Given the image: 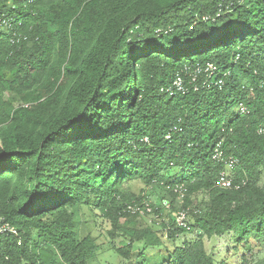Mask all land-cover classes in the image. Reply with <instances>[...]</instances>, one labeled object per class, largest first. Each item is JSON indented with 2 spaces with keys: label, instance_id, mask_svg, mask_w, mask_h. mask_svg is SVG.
Wrapping results in <instances>:
<instances>
[{
  "label": "trees",
  "instance_id": "16d2710c",
  "mask_svg": "<svg viewBox=\"0 0 264 264\" xmlns=\"http://www.w3.org/2000/svg\"><path fill=\"white\" fill-rule=\"evenodd\" d=\"M231 1L0 0V218L18 230L0 264H91L100 244L77 211L107 219L132 264H264V0ZM206 62L229 72L222 88L166 91ZM220 141L239 188L216 185ZM134 181L188 209L189 229L172 213L163 231L136 226L129 205L167 210Z\"/></svg>",
  "mask_w": 264,
  "mask_h": 264
},
{
  "label": "built area",
  "instance_id": "2783aa9c",
  "mask_svg": "<svg viewBox=\"0 0 264 264\" xmlns=\"http://www.w3.org/2000/svg\"><path fill=\"white\" fill-rule=\"evenodd\" d=\"M235 1L238 4H242L245 0H232L230 3H227L225 10L231 11L235 7ZM221 9L223 4L220 5ZM12 27V18L9 17L8 13L0 11V29L11 28ZM163 30L159 29L156 32L159 34ZM165 32H168L167 30ZM21 39V36H15L12 38L11 42L16 43ZM229 72H221L219 67L212 62L206 63H196L190 66H186L183 73H179L173 83L166 88V91L170 95H176L178 93L187 94L191 91H199L201 89H212L214 86L222 88L225 82V76ZM240 113H249V108L240 103L238 108ZM259 133H264V128L260 127ZM168 138L170 135L167 136ZM147 140V139H146ZM212 159L224 165V170H222L216 180V185L220 188L231 189L239 188V184H235L232 178V171L240 164L239 158L235 157L232 154H228L224 148V143L222 141L218 142L213 149ZM174 192L184 197L186 189L183 186H177L174 188ZM163 207L168 211L172 212L171 203L168 200L162 202ZM128 212L137 215L139 217L145 216H156L159 217V214L154 212V207L149 201H144L140 204L129 205ZM177 224L181 227L189 229V220H188V209H180L178 211L172 212ZM2 234H15L18 235V230L16 227L12 226L10 223L0 218V235Z\"/></svg>",
  "mask_w": 264,
  "mask_h": 264
},
{
  "label": "rangeland",
  "instance_id": "374dc122",
  "mask_svg": "<svg viewBox=\"0 0 264 264\" xmlns=\"http://www.w3.org/2000/svg\"><path fill=\"white\" fill-rule=\"evenodd\" d=\"M6 98L12 102L15 106L23 105L24 102L16 95L7 94ZM142 189L145 190L147 195L149 196V200L154 202H163L164 200L161 198L162 191L158 187H146L145 184L141 181H134L132 183V190L134 193L139 194L141 193ZM163 200V201H162ZM167 200V199H165ZM170 213L172 212H163V214L159 217L150 215L142 217V219L137 222L136 226H143V223H147L151 227H154L156 229L165 230L169 227V221H170ZM78 214V225L77 230L80 232V230L83 229L85 226L84 221L87 219L89 222L87 224V230L90 231L92 236H94L97 239V242L100 244V250L97 254V256L91 260V264H132L129 263L127 259L117 254L114 249L112 248V243L110 242L109 238L106 236L105 233L107 231L111 230V223L105 219L103 216H98L96 219L90 218V215H84L81 217V212L77 211ZM85 219V220H84ZM84 223V224H83ZM188 238L195 237L194 235H188ZM227 238L220 239L215 243V246L217 249L215 251H218L220 253H224L227 250V246H229L227 243ZM116 245H121L123 243L121 238H117L114 242ZM213 241L210 240L207 242L208 249L211 250L213 247Z\"/></svg>",
  "mask_w": 264,
  "mask_h": 264
}]
</instances>
